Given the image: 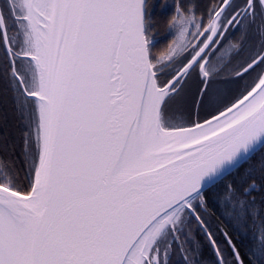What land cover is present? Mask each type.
Listing matches in <instances>:
<instances>
[{
    "label": "snow or ice",
    "instance_id": "6c2138e0",
    "mask_svg": "<svg viewBox=\"0 0 264 264\" xmlns=\"http://www.w3.org/2000/svg\"><path fill=\"white\" fill-rule=\"evenodd\" d=\"M5 4L0 264L264 260V0Z\"/></svg>",
    "mask_w": 264,
    "mask_h": 264
},
{
    "label": "trees",
    "instance_id": "16d2710c",
    "mask_svg": "<svg viewBox=\"0 0 264 264\" xmlns=\"http://www.w3.org/2000/svg\"><path fill=\"white\" fill-rule=\"evenodd\" d=\"M0 10L3 11V14L7 17L8 16V9L5 4V0H0ZM166 23V22H165ZM165 25L161 24L160 28L163 29ZM235 35H239V33H235ZM164 47L167 46V41L164 42ZM7 109L10 112L11 111V100L9 99L7 103ZM17 143L18 146L16 148V154L17 158L19 157V138L17 137ZM3 161H0V164H3ZM264 164V153H257L256 156L250 160L247 164L244 165V168L241 169V171H244L245 169L252 167L255 169H259V167ZM260 197L257 195V203L259 204ZM223 214L220 213L219 216H213L212 217V224L214 227L217 226H223L228 229V231L232 234L233 241L235 242L237 248L239 249V252L244 260V264H264V260H260L258 255H254L255 249H256V242L253 241V232L251 229L243 230V229H234L233 227L229 226L227 223L224 222L222 219ZM195 231V229H194ZM221 240L222 237H219ZM195 239H198L200 244L202 245V256L201 260L202 262H207V264H211L212 255L211 251L205 241V238L202 234L199 232H196Z\"/></svg>",
    "mask_w": 264,
    "mask_h": 264
}]
</instances>
